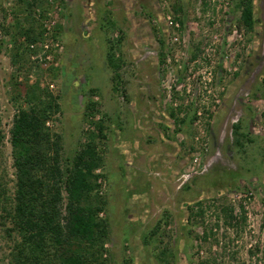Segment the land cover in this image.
<instances>
[{"label": "rangeland", "instance_id": "374dc122", "mask_svg": "<svg viewBox=\"0 0 264 264\" xmlns=\"http://www.w3.org/2000/svg\"><path fill=\"white\" fill-rule=\"evenodd\" d=\"M243 1L0 0V264L20 259L11 132L34 87L59 104L63 172L98 135L107 264H264V0L250 32Z\"/></svg>", "mask_w": 264, "mask_h": 264}, {"label": "trees", "instance_id": "16d2710c", "mask_svg": "<svg viewBox=\"0 0 264 264\" xmlns=\"http://www.w3.org/2000/svg\"><path fill=\"white\" fill-rule=\"evenodd\" d=\"M32 1V5H36L37 0ZM32 5L26 4L23 10L16 12L22 14ZM241 21L247 32L253 31L255 20L251 0L243 1ZM14 24L15 40L22 35L27 36L29 30L20 20ZM108 62L116 65L112 52L108 54ZM31 89L23 98L27 107L19 109L11 132L17 189L14 209L12 214H7L12 217L15 229L23 239L18 252L20 259L15 264H107L103 260V252L109 239V224L107 218H100L105 211V203L97 200L95 204H87L88 200L97 198L96 180L99 176L96 171L104 163L95 145L98 135L91 134V143L69 162V167L63 172L59 144L55 142L53 156L46 150L51 145L46 124L59 112V104L54 96L42 93L39 87ZM90 105L89 108L94 109L95 106ZM92 124L97 125L98 134H101V124L94 121ZM236 128L238 130L239 126ZM56 138L59 141V137ZM3 140L0 132V144ZM63 187L68 201L65 224H62L59 207L63 201ZM196 208L201 210L195 214L194 208H189L191 217L204 214L202 203L199 202ZM1 209L6 211V208ZM221 209L225 223L232 225L236 220L235 209ZM208 237L209 234L205 233L203 238L207 240ZM51 250L54 262L48 258ZM160 255L162 261H168V253ZM200 264L211 263L205 261Z\"/></svg>", "mask_w": 264, "mask_h": 264}, {"label": "built area", "instance_id": "2783aa9c", "mask_svg": "<svg viewBox=\"0 0 264 264\" xmlns=\"http://www.w3.org/2000/svg\"><path fill=\"white\" fill-rule=\"evenodd\" d=\"M172 23V22H171Z\"/></svg>", "mask_w": 264, "mask_h": 264}]
</instances>
